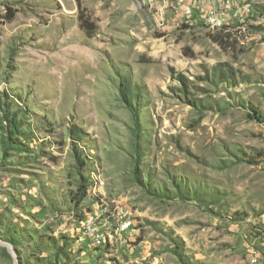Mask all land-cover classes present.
I'll return each instance as SVG.
<instances>
[{
	"label": "rangeland",
	"instance_id": "374dc122",
	"mask_svg": "<svg viewBox=\"0 0 264 264\" xmlns=\"http://www.w3.org/2000/svg\"><path fill=\"white\" fill-rule=\"evenodd\" d=\"M233 2L0 0V264H264V0Z\"/></svg>",
	"mask_w": 264,
	"mask_h": 264
},
{
	"label": "built area",
	"instance_id": "2783aa9c",
	"mask_svg": "<svg viewBox=\"0 0 264 264\" xmlns=\"http://www.w3.org/2000/svg\"><path fill=\"white\" fill-rule=\"evenodd\" d=\"M158 3L162 5V0H158ZM231 3V2H230ZM174 6V4H173ZM193 7V1L192 0H181V15L182 10ZM234 7V4H233ZM212 8H219V23L227 22L228 16H224V14L221 12L220 6H215L213 1ZM162 10L163 15V6L160 8ZM233 13H236L235 10H233ZM205 18H210V16H206ZM201 21H204L201 20ZM214 24V23H212ZM104 224H101V229H92L91 228V221H89L83 228L85 229V233L91 238V242L93 243V240H100V241H109L110 242V235L112 233H105ZM133 228V219L129 215L128 211L125 210V213L122 214V222L121 226H114L113 233H120V244L128 245L131 238L130 236H126L125 234H129L130 230ZM111 246V245H110ZM254 255H256V264H260V254L258 249L254 250Z\"/></svg>",
	"mask_w": 264,
	"mask_h": 264
},
{
	"label": "trees",
	"instance_id": "16d2710c",
	"mask_svg": "<svg viewBox=\"0 0 264 264\" xmlns=\"http://www.w3.org/2000/svg\"><path fill=\"white\" fill-rule=\"evenodd\" d=\"M80 26L84 31L88 34H91V31L94 30L95 26L92 22H90L87 19H83L80 17ZM126 81H123L121 84V93L123 96H125L126 92ZM255 118H259L258 116H255ZM0 120L4 121L3 126V139L4 143L8 146L11 144H14V142L19 143V136H22V132L20 131V122L16 120V117L14 115H9L7 112L0 114ZM15 138V139H14ZM14 139V140H12ZM176 186L179 188V185L176 184ZM86 197V185L79 183L77 186L76 193L72 194V199L76 202H80L82 199ZM61 249V248H60ZM61 252V250H58V254ZM65 258H67L66 253H62Z\"/></svg>",
	"mask_w": 264,
	"mask_h": 264
},
{
	"label": "crops",
	"instance_id": "0c3cea01",
	"mask_svg": "<svg viewBox=\"0 0 264 264\" xmlns=\"http://www.w3.org/2000/svg\"><path fill=\"white\" fill-rule=\"evenodd\" d=\"M162 1H163V4H165L168 0H162ZM192 1H193V7L182 10L183 18L188 14L187 10L193 11L190 15H188V18H197L199 20L202 19V18H205V15H204L205 7L207 8V7L211 6L210 2H203V8H202L203 10L199 13V10H198V12H195V10L197 9L196 7L199 5L200 0H192ZM174 2L178 5L179 9L181 10V2H179L178 0H174ZM233 4H234L233 0H216V2H215V6H220L221 12L223 11L222 13L224 14V16H228L229 21H230V10H233ZM230 5L232 6L231 8H230ZM217 9H218V12H219V8H217ZM98 222H99V224H97V225H99V227H101V224L105 225V223H106V222H100V221H98ZM91 225H92V223H91ZM106 229H108V228L105 227V230ZM262 229L264 230V225L262 226ZM80 239H83V238H80ZM113 239L119 240V243H120V237H117V236L116 237L115 236L110 237V241L113 240ZM93 242H105V241H95V240H93ZM260 245H261L260 249H262L263 253H264V242L261 243ZM134 249H135V246H132V247L127 248V250L125 249L124 251H126V253H128V255H130L129 256V257H131L129 259L130 263H133V262L139 263L142 257H141V255L139 253L135 252ZM94 258L95 257L92 255V256L88 257V261H94Z\"/></svg>",
	"mask_w": 264,
	"mask_h": 264
},
{
	"label": "bare ground",
	"instance_id": "6f19581e",
	"mask_svg": "<svg viewBox=\"0 0 264 264\" xmlns=\"http://www.w3.org/2000/svg\"><path fill=\"white\" fill-rule=\"evenodd\" d=\"M179 2H181V0H178ZM213 1H214V5H215V2H216V0H200V2H199V5L194 9L195 10V12H198V10H199V13L203 10L202 8H203V2H210V5L211 6H209V7H205V13H204V15H205V17L206 16H210V18H205L206 19V21L210 24V25H213V26H221V25H225L226 24V22H222V23H219V12H218V9L217 8H212V6H213ZM193 11H191V10H187V13L188 14H191ZM223 12V11H222ZM200 15V14H199ZM228 21H229V19H228ZM212 23H214V24H212ZM121 226V225H120ZM255 257L253 258V262H255Z\"/></svg>",
	"mask_w": 264,
	"mask_h": 264
}]
</instances>
